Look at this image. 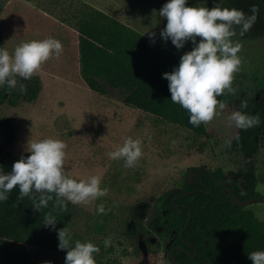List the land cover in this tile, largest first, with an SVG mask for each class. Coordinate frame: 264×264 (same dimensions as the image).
<instances>
[{"label":"rangeland","instance_id":"rangeland-1","mask_svg":"<svg viewBox=\"0 0 264 264\" xmlns=\"http://www.w3.org/2000/svg\"><path fill=\"white\" fill-rule=\"evenodd\" d=\"M79 0H6L0 14V47L10 52L21 41L53 37L63 45L59 58L53 55L37 73L41 90L33 102L22 101L17 106L7 102L0 112L9 115L15 138L3 151L11 161L27 156L29 139L56 138L67 144L65 169L77 180L100 175L101 188L106 196L89 204H72L69 229L83 235L100 249L104 262L109 264H172L169 258V238L160 233H146L135 226L131 217L134 204L153 203L160 194L180 186L191 167L214 169L222 167L228 177L237 181L245 192L253 187L252 177L244 172L251 164L258 181L255 189L264 195V135L258 137V154L248 158L241 152H228L225 140L233 138L238 129L227 119L239 110L237 100L264 96V4L258 0H222L223 7H235L251 14L259 7L256 23L243 36L237 35L242 49L238 54L242 66L235 74L234 95L219 97L226 107L206 124L209 136L197 138L171 124L156 122L141 110L126 105L121 93L110 89V96L94 92L80 77L75 60V20L69 18L71 2ZM108 12L174 50L179 59L194 45L187 41L177 49L171 40L165 41L161 30L167 21L158 15L167 0H83ZM220 0H187V6H206L209 9ZM77 33V32H76ZM200 38L197 37V43ZM2 86H0L1 88ZM231 125V126H230ZM127 137L142 140L143 155L134 168L124 167L123 160H112L107 153L115 150ZM6 136L0 131V145ZM4 171V170H3ZM103 203L111 211L104 223L97 206ZM264 219V202L248 205ZM150 215L153 217V211ZM146 220V219H144ZM105 229L96 231L97 224ZM111 236V246L103 241ZM66 255L47 256L45 262L65 264Z\"/></svg>","mask_w":264,"mask_h":264},{"label":"trees","instance_id":"trees-1","mask_svg":"<svg viewBox=\"0 0 264 264\" xmlns=\"http://www.w3.org/2000/svg\"><path fill=\"white\" fill-rule=\"evenodd\" d=\"M5 1L0 0V14ZM258 1L264 4V0ZM68 14L75 20V60L80 77L91 90L110 96V89H117L126 105L141 110L156 122L174 125L197 138L209 136L206 124L192 126L188 111L171 101L169 82L163 74L179 65L180 59L174 50L89 2H71ZM17 80V89L3 86L0 102L7 101L17 106L21 101L37 98L41 90L38 75L30 80L19 77ZM20 84L26 86V92L18 91ZM242 101L247 102L243 111L248 115L258 114L260 124L248 130L238 129L231 139V147L226 148L228 152H241L251 159L260 149L258 137L264 135V96L261 99L249 97L237 100L239 110ZM0 131L6 135V143L13 141L15 130L11 119L2 114ZM5 148L0 147V167L8 173L19 159L6 161L3 154ZM247 168L256 185L258 178L255 170L250 164ZM210 170L211 173L202 172L203 180L194 177V181H190L187 174L180 186L173 187L183 188L187 194L181 191L170 194L171 188L156 197L153 203L134 204L131 217L135 226L150 234L162 227L160 233L169 238L172 264H175L171 257L172 249L182 264H252L248 254L264 250V219H260L249 206L233 203L232 194L225 190L226 186H231L223 185L213 177L227 179L222 167ZM235 190L241 199L260 194L256 190L245 194L238 184ZM18 195L17 187L7 201L0 202V264H45L47 256L56 258L57 255H66V250L58 248L57 230L66 227L70 231L72 203H67L66 212L59 209L53 212L57 219L53 229L45 227L43 221L44 214L52 209V202L48 208L37 212L29 198L20 200ZM190 214L192 217L188 222ZM103 217L105 223L108 217ZM104 223L97 224L96 231L104 230ZM70 232L73 244L76 240L85 242L83 235ZM93 255L96 264H109L104 262L101 253Z\"/></svg>","mask_w":264,"mask_h":264},{"label":"clouds","instance_id":"clouds-1","mask_svg":"<svg viewBox=\"0 0 264 264\" xmlns=\"http://www.w3.org/2000/svg\"><path fill=\"white\" fill-rule=\"evenodd\" d=\"M249 11L250 15L235 7H223L222 0L210 9L187 6V0H167L158 12L159 17L167 21L160 32L165 41L170 39L177 49L183 48L187 41L194 45L181 56L177 67L163 74L169 82L172 103L188 111L189 123L194 127L211 123L226 107L218 98L236 93L233 81L242 66L238 55L242 45L233 37L237 29L243 36L256 23L259 7L253 4ZM154 37L155 33H150V38L154 40ZM197 37L200 38L198 43ZM62 51V43L53 37L21 41L11 52L0 47V86L17 89V77L30 80L53 55L59 58ZM18 91L26 92V86L20 84ZM246 108L247 102L242 101L241 110H234L227 117L237 129L248 130L260 124L259 115H248L243 111ZM142 143L139 138L127 137L107 155L112 160H123L126 168H134L143 155ZM224 144L230 148L231 138ZM66 149L67 144L60 139H29L25 149L27 156L21 155L8 173L0 167V202L7 201L17 187V199L29 198L37 212L48 208L52 202V209L44 214L43 221L45 227L55 229L57 219L53 212L57 209L66 212L68 202L89 204L106 196L109 189L101 188L100 175L77 180L66 171ZM96 210L98 214L107 215L111 208L106 209L101 203ZM57 235L58 248L66 250L65 264H96L93 254L100 251L97 245L80 240L73 244L72 234L66 227L57 230ZM112 239L111 236L104 239L105 248L111 246ZM248 259L252 264H264V250L249 253Z\"/></svg>","mask_w":264,"mask_h":264},{"label":"water","instance_id":"water-1","mask_svg":"<svg viewBox=\"0 0 264 264\" xmlns=\"http://www.w3.org/2000/svg\"><path fill=\"white\" fill-rule=\"evenodd\" d=\"M199 170H203V168H199ZM194 167H191L189 169V172H188V176H189V180L190 181H193L194 179ZM175 191H181L183 194H187L188 192L186 190H184L183 188H180V187H176V188H173L171 191H170V194H173ZM227 192H231L232 193V201L235 205H242V206H248L250 205L251 203L255 202V201H263L264 202V195H255V196H252L250 198H247V199H241L240 197H238L236 191H235V188H227L226 189ZM208 192H211V190H209ZM178 207V205H176ZM192 217V214H190L189 216V219H188V222L190 221ZM187 226V224L184 226V228ZM183 228V229H184ZM171 257L174 261L175 264H182L180 263L177 258L175 257L174 253H173V249L171 251Z\"/></svg>","mask_w":264,"mask_h":264},{"label":"flooded vegetation","instance_id":"flooded-vegetation-1","mask_svg":"<svg viewBox=\"0 0 264 264\" xmlns=\"http://www.w3.org/2000/svg\"><path fill=\"white\" fill-rule=\"evenodd\" d=\"M37 75V74H36ZM2 88H3V86L0 88V95H1V91H2ZM36 100V97L34 98V100L33 101H35ZM33 101H27V102H33ZM4 102H7V101H2V102H0V105L2 104V103H4ZM22 102V101H21ZM8 103V102H7ZM9 104V103H8ZM10 105V104H9ZM19 105V104H18ZM12 106V105H11ZM15 107V106H14ZM0 114H2L1 112H0ZM2 115H4V114H2ZM5 116H8L10 119H11V117L9 116V115H5ZM11 122H12V119H11ZM12 126H13V124H12ZM14 128V127H13ZM15 130V129H14ZM2 132V131H1ZM6 136V135H5ZM15 138V137H14ZM11 143V142H10ZM10 143H6L5 142V144L4 145H2V146H6V148L8 147V145L10 144ZM1 145H0V147H2ZM5 148V149H6ZM4 149V150H5ZM3 150V151H4ZM251 165V164H250ZM248 165L244 168V172H246V173H249L250 175H251V177H252V173L248 170ZM253 167V166H252ZM199 168H203V170H199ZM254 169V168H253ZM4 170V169H3ZM225 171V170H224ZM202 172H206V173H211V170L210 169H208V168H206V167H194V177H199V178H201V180H203L204 178H203V175H202ZM225 173H226V171H225ZM212 175V174H211ZM226 176H227V174H226ZM189 177V176H188ZM214 177V179H216V180H218L220 183H222L223 185H230L231 187H229V186H226V188H225V190L227 189V188H236V186H237V184L240 186V188H241V185L237 182V181H234L232 178H230V177H228L227 176V179L226 180H220V179H217L215 176H213ZM193 181H194V179H193ZM252 182H253V180H252ZM241 190L243 191V193H245V194H251V193H253L254 192V190H256L255 189V184L253 183V187H252V189H251V191H249V192H245L242 188H241ZM207 191H209V190H207ZM236 191V190H235ZM257 191V190H256ZM227 192V191H226ZM231 193V192H230ZM232 194V193H231ZM260 195V194H259ZM252 196H255V195H251V197ZM250 198V197H249ZM179 206V205H178ZM158 229L160 230V232L162 231V227H158ZM157 229V230H158ZM183 249H185L184 247H182ZM186 250V249H185ZM172 251V250H171ZM173 251H174V249H173Z\"/></svg>","mask_w":264,"mask_h":264}]
</instances>
